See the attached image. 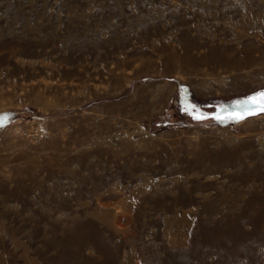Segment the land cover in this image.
Listing matches in <instances>:
<instances>
[{
    "label": "rangeland",
    "instance_id": "rangeland-1",
    "mask_svg": "<svg viewBox=\"0 0 264 264\" xmlns=\"http://www.w3.org/2000/svg\"><path fill=\"white\" fill-rule=\"evenodd\" d=\"M261 93L264 0H0V264H264Z\"/></svg>",
    "mask_w": 264,
    "mask_h": 264
},
{
    "label": "snow or ice",
    "instance_id": "snow-or-ice-1",
    "mask_svg": "<svg viewBox=\"0 0 264 264\" xmlns=\"http://www.w3.org/2000/svg\"><path fill=\"white\" fill-rule=\"evenodd\" d=\"M257 98L253 97L250 101H245V104L251 103L253 101H256ZM259 111H264V93H261L259 96Z\"/></svg>",
    "mask_w": 264,
    "mask_h": 264
},
{
    "label": "trees",
    "instance_id": "trees-1",
    "mask_svg": "<svg viewBox=\"0 0 264 264\" xmlns=\"http://www.w3.org/2000/svg\"><path fill=\"white\" fill-rule=\"evenodd\" d=\"M256 113H257V112H256V111H254V113H253V114H256ZM238 120H240V119H238ZM238 120H237V121H238Z\"/></svg>",
    "mask_w": 264,
    "mask_h": 264
}]
</instances>
